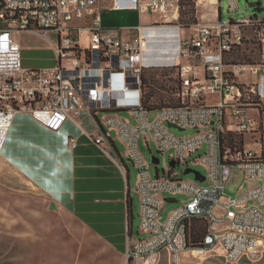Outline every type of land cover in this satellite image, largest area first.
Here are the masks:
<instances>
[{"label": "built area", "instance_id": "2783aa9c", "mask_svg": "<svg viewBox=\"0 0 264 264\" xmlns=\"http://www.w3.org/2000/svg\"><path fill=\"white\" fill-rule=\"evenodd\" d=\"M99 1L0 0V155L15 115H26L46 131L58 133L67 122L81 131L77 118L85 112L96 127L89 135L93 143L113 157L114 143L119 142L137 173L138 237L127 236L122 264H157L162 251L168 253L169 264H179L182 253L196 251L199 256L210 250L219 251L229 264H264V133L255 138L264 121V60L226 61L245 44L246 31L257 34L264 58V20L243 17L223 23L220 0H195L202 21L184 26L178 21L179 0H112L116 10L168 22L109 30L102 27ZM226 4L228 13L238 11V0ZM170 29L178 32L173 43L182 63L164 68L176 70L179 106L150 111L143 107L140 78L151 69L144 62L148 36ZM23 34L51 46L53 68L22 67L16 37ZM209 96H216L217 102L208 104ZM115 111H126L128 118L105 114ZM169 128L196 133L176 138ZM228 134L250 136L256 149L224 148ZM149 140L162 155L172 150L162 176L157 171L152 177L144 159ZM75 146L76 139L68 137L67 148L73 151ZM202 148L204 153L192 158ZM189 164L204 169L202 182L176 178L174 170ZM233 169L243 180L261 186L239 194L241 185L234 198L225 196ZM162 194L186 197L164 221ZM195 217L205 220L206 236L201 247L192 248L187 246V229Z\"/></svg>", "mask_w": 264, "mask_h": 264}, {"label": "crops", "instance_id": "0c3cea01", "mask_svg": "<svg viewBox=\"0 0 264 264\" xmlns=\"http://www.w3.org/2000/svg\"><path fill=\"white\" fill-rule=\"evenodd\" d=\"M98 4L101 13L134 12V24L125 27L143 25V21L156 24L168 22L161 21L156 15L116 10L112 8V0L99 1ZM201 21L200 15L198 22ZM166 32L168 39L149 43L144 62L151 69H169L164 67L182 63L176 58L177 50L173 43V37L178 32L171 29ZM22 36H17L16 40ZM18 45L23 68L50 69L56 65L48 43L45 49L50 57L43 61L37 60L36 54L40 52L35 46ZM77 122L82 133L70 122L60 132L50 133L28 116L17 114L1 157L25 179L38 197L43 198L48 211L72 220L79 229L71 234L81 239L78 246L80 255L98 256L102 259L101 264H122L127 236L137 237L133 236L132 229L131 195L136 193L132 192L129 184V163L125 153H120L116 147L113 159L111 154H106L93 143L89 135L96 133V127L85 112L79 115ZM68 137L76 139L73 151L67 148ZM188 256V253H182L178 260ZM157 264H169L166 251L159 254Z\"/></svg>", "mask_w": 264, "mask_h": 264}, {"label": "rangeland", "instance_id": "374dc122", "mask_svg": "<svg viewBox=\"0 0 264 264\" xmlns=\"http://www.w3.org/2000/svg\"><path fill=\"white\" fill-rule=\"evenodd\" d=\"M220 8V18L223 23L227 22L229 19L236 20L243 17H256L259 20H264V0H238V11L232 14L227 11L226 0H220ZM181 10L187 12L188 8H182ZM201 14L202 11H196L194 7L193 18L195 19V23H198V17ZM178 21L181 23L179 17ZM183 21H188V18H183ZM152 24V22L143 21L144 26ZM256 35L254 31H246L245 44L240 48L244 55L252 59L251 63H260L264 60V58L260 56L255 41ZM148 38L152 43L168 39L167 32L165 31L150 32ZM49 39L50 41H54L53 36H50ZM17 40L20 45L26 47L30 45L35 46L40 52L36 54L38 57L37 60L43 61L50 57L49 52L45 49L46 42L42 38L31 34H23V36L19 37ZM226 61L232 63H245V61L235 59L231 55L226 58ZM170 69L175 68L158 70L162 73V70ZM151 70L155 69L144 71ZM217 100L216 96H209L206 98L208 104H213L217 102ZM111 113L117 114L119 117L128 118L126 111L106 112L105 114ZM253 114L256 115V113ZM153 117L154 114L151 113L150 118ZM131 122L133 123L132 120ZM168 132L176 138L190 137L196 133L194 129L180 131L176 128H169ZM263 133L264 121L261 120V127L257 135H255V138ZM112 138H114V135H112ZM242 138L244 148L256 149L250 136L246 135ZM114 144L120 153H125L124 147L119 142L115 141ZM203 153L204 148L194 154L192 158L202 155ZM171 154L172 150L166 151L164 155L160 154L153 141L149 140L148 147L144 152V159L149 165V172L152 177H155L157 171L160 176L163 175V170L167 168ZM151 157H157L160 160V164L158 166L152 165ZM187 169L199 173L202 177L206 175L204 169L198 165H179L174 170V173L177 175L176 178L187 182H194V174H185ZM136 175V170L129 164V184L133 193H135ZM241 185L242 188L239 194L248 188L261 186V182L245 181L243 180L242 173L233 169L225 185L224 195L234 198ZM131 196L133 236L138 237L139 200L136 194H132ZM161 196L166 199L165 206L161 211V220L164 221L167 215L177 208L180 205V201L185 200L186 197L184 195L169 196L167 194H162ZM249 205H253V203H249ZM260 210L264 211L263 208ZM75 230L79 229L71 219L55 212L48 211L43 198L38 197L35 192L31 190L25 179L9 166L0 155V264H101L102 259L98 258V256L94 255V257H89L86 253L81 255L78 253V246L79 243H81V239L71 234L75 232ZM82 240L84 241V239ZM188 255L189 256L184 259H179L178 263L229 264L225 262L220 252L216 250L206 251L199 256L196 251L192 254L188 253ZM239 264L244 263L240 262Z\"/></svg>", "mask_w": 264, "mask_h": 264}, {"label": "trees", "instance_id": "16d2710c", "mask_svg": "<svg viewBox=\"0 0 264 264\" xmlns=\"http://www.w3.org/2000/svg\"><path fill=\"white\" fill-rule=\"evenodd\" d=\"M195 0H179L180 12L179 19L182 25L187 26L195 23L194 17ZM182 8H188V11H182ZM188 18V21H183ZM135 22V13L131 11H108L101 13V24L104 29H119L125 26H131ZM231 56L235 59H241L245 63H251V58L244 55L240 49L232 52ZM142 102L147 110H156L165 107H178L179 100L175 98L178 91V79L175 69L143 71L141 73ZM223 146L229 150H241L243 148V138L239 135H225ZM206 236V222L202 218H192L187 229V246L196 248L203 245V239Z\"/></svg>", "mask_w": 264, "mask_h": 264}, {"label": "water", "instance_id": "95a60500", "mask_svg": "<svg viewBox=\"0 0 264 264\" xmlns=\"http://www.w3.org/2000/svg\"><path fill=\"white\" fill-rule=\"evenodd\" d=\"M169 126L170 127H173L171 125H169ZM142 151H143V149H142ZM151 164L154 165V166H158V164H159L158 158L157 157H151ZM169 165H170V168L171 169H174L175 163L173 161H171ZM189 173L194 174L195 180H198L199 182H202L203 181V177L199 173H196V172L191 171V170H186L185 171V174H189Z\"/></svg>", "mask_w": 264, "mask_h": 264}]
</instances>
